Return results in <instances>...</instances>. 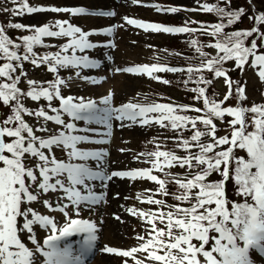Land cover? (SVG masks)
I'll list each match as a JSON object with an SVG mask.
<instances>
[{"label":"snow or ice","instance_id":"snow-or-ice-1","mask_svg":"<svg viewBox=\"0 0 264 264\" xmlns=\"http://www.w3.org/2000/svg\"><path fill=\"white\" fill-rule=\"evenodd\" d=\"M132 2L138 4L141 0ZM13 3L17 4L15 8H6L4 11L13 15H23L25 11L70 13L72 16L89 13V9L85 7L29 6L27 0H19V3L13 0ZM154 7L158 11L171 13L181 11L179 7ZM201 10L215 12L221 17V22L202 25L200 29H196L187 24L166 26L128 17L124 19L130 25L154 32L191 34L200 31L216 37L215 43L210 46L217 50V55L203 60L199 68L189 67L186 70L191 79L194 71L200 72L206 68L215 77L224 78L228 85L229 92L223 100L210 98L206 91L212 81L201 75L196 81L197 87L192 91L196 93V100H202L203 108L171 103L133 102L116 107L112 103V93L101 97L99 101L64 96L61 88L66 86L67 81L59 77V69L100 66L98 60L90 59L87 55H77V52L84 53L86 49L98 46L89 40L93 32L84 31L68 20H55L42 26L20 23L0 25V60L4 61L0 64V78L3 79L0 82V102L10 108V114L0 121V264H85L87 254L98 238L94 222L70 218L66 210L68 204L59 201L54 210L69 217L62 226H58L52 217L40 214L29 206L22 208V205L37 202L43 194L49 192L58 195L63 193V197L67 198L78 215L83 205H96L104 199L102 194H96L91 182L99 180L103 184L113 177L146 178L154 181L158 185L157 192L162 196L169 194L167 185L172 182L177 188L172 193L173 198L180 203L166 205L163 199H155L153 195L146 196L147 203L161 207L148 212L128 209L133 216L146 218L150 226L146 236L137 237L140 241L138 247L129 250L106 247L105 252L132 257L134 264H255L250 255V250L253 249L264 256V104H253L251 107H246L243 103L234 107L224 104L232 96L233 87L224 68L226 61L234 60L236 66L243 69L251 57L252 66L260 67L259 76L264 80V50L257 51L256 39L250 41V46L245 43L256 33L261 41L260 47L264 49V32L256 27L251 30L224 32L227 25L241 19L244 9L230 10L218 4H203ZM93 14L109 17L116 15L114 11ZM252 18L257 24L264 23V12ZM6 27L25 29L31 34L19 37L17 43L6 34ZM114 30V27H105L99 32L111 36ZM44 37L68 39L59 46L58 51L39 55L34 51L35 46L53 47L43 43ZM190 43L201 56L207 57L208 54L202 51L205 45L197 39H192ZM107 46L114 45L109 41ZM26 61L35 67L46 66L48 71L57 74L56 79L44 83L28 79V90L23 91L18 83L22 76H26L23 68ZM123 71L152 76L155 72L184 70L153 64L129 67ZM91 82L97 81L92 79ZM162 82L170 83L168 80ZM184 83L187 84L188 81ZM201 84L205 86H200ZM235 91L234 98L246 100L244 88L238 81ZM27 98L32 101L43 98L48 102L47 109L39 107L32 110L26 107L24 101ZM54 100L59 101V107L52 106ZM49 110L52 114H49ZM189 111L196 114H181ZM24 114L34 116L37 121L42 119L44 124L35 128L24 120ZM65 116L69 119L65 120ZM226 116L231 117L227 121L228 132L218 136L215 121H224ZM125 120L138 122L141 126L154 122L162 128H171L179 133L176 147L183 149L185 155L160 150L157 145L156 150L140 154L148 158L151 168L109 173L100 163L105 155L103 150L91 151L78 147L79 144L88 142H109L106 138L111 137L112 122L120 121L123 127ZM78 121H83L85 126L78 127ZM47 122H54L60 128L48 134ZM92 124L102 125L106 130L100 132L89 126ZM185 131H190L191 134L185 136ZM37 132L47 135H37ZM97 136L100 139L94 138ZM56 149L67 152V161L56 157ZM239 152H244L245 155H239ZM28 158L35 160L34 165L25 163ZM89 160L97 162L95 169L89 166ZM176 166L186 168V175L180 177L173 175L171 171L165 172V168L170 170ZM154 169L164 172V178L154 175ZM214 173L221 179L210 181L209 177ZM229 179L234 183V195L238 200L227 197L226 182ZM42 203L52 208L48 199H44ZM184 203L187 206H182ZM164 207L168 210L164 211ZM18 217H22V224L18 225ZM34 226L48 230L49 234L43 244L36 238ZM25 231L34 248L22 241L21 234ZM73 233H87L84 246L78 252L70 244L63 243V238ZM138 252L145 254L144 259L136 257Z\"/></svg>","mask_w":264,"mask_h":264},{"label":"rangeland","instance_id":"rangeland-1","mask_svg":"<svg viewBox=\"0 0 264 264\" xmlns=\"http://www.w3.org/2000/svg\"><path fill=\"white\" fill-rule=\"evenodd\" d=\"M150 1V4L157 5V1H164L167 3H173L176 5H186V6H199L202 0H141L140 3H133L132 0H123L119 4L113 0H32L29 6H42V7H87V8H112L116 9V20L121 22L122 28L119 31V37L117 39L119 42L113 47H101L97 51L90 49L89 54L94 55L99 58L101 69H95L94 67H89V70L84 71L82 75H77V72L70 70V79H68V95L74 97H85V98H96L102 94H108L109 92L115 97L117 104H126L128 102H145L152 101L156 99H164L166 95H171L178 99L185 101L183 97L185 95L181 92L180 85L176 84L177 77H175V82L173 86L170 83H163L161 74L155 72L152 76L147 73H141V75L130 72H115L116 68H120L131 64H143L148 63L149 66L155 64L157 60L165 57L164 46L170 47L174 45L180 46V38L172 37L163 32H154L152 30H142L133 29L129 25H124V18L127 15H133L138 18H154L167 20L166 14L157 15V9L148 8L146 2ZM236 9H244V13L237 24L230 25V32L236 30H251L253 27L259 29L260 32H264V23L257 24L252 18L256 15L262 13L260 10H264V0H236ZM13 9L9 0H0V15L4 16L6 21H13L14 23H20L23 25H43L45 23H51L55 20H68L82 28L84 31H88L94 26L108 25L114 19H97L88 17L87 14L80 16H72L70 13H53V12H37V13H27L24 12L23 15H13L10 12L4 11V9ZM173 17L180 19L185 17L181 13H172ZM162 17V18H161ZM214 19V18H213ZM215 20V19H214ZM103 21V22H102ZM19 29H16V32ZM203 36L202 34H199ZM255 35V37H254ZM253 39L257 40L258 48L257 51H262L260 47L261 41L256 33L253 34ZM65 37L52 38L44 37V40L57 41L63 44ZM251 37L245 41L246 46H250ZM103 43V41H99ZM208 49H212L211 46L206 47V52L208 55L205 58H200L202 62L208 57H214L210 54ZM92 50V51H91ZM213 51H215L213 49ZM79 54V52H77ZM217 55V54H216ZM215 55V56H216ZM198 63V62H197ZM235 61H226L224 67L227 69L228 78L233 82L232 96L224 102L225 106H236L238 103H243L246 107H251L253 104H258L263 102L264 99V80L259 76L260 67L252 66L251 62L249 66L246 63L243 67H235ZM26 76L24 81L27 82L28 79L37 80L46 76L48 71L44 67H26L24 68ZM87 74L92 75L87 79V81L82 80V76H87ZM154 77H159L156 79ZM173 78V75H169V78ZM92 79H95L99 85L92 83ZM98 79V80H97ZM207 79L211 80L212 83L208 92L215 94L216 97L224 99V96L228 94L229 88L225 83L224 78H217L214 74H208ZM240 82L241 86L244 88V94L246 100L240 101L236 96L235 84ZM0 82L3 79L0 78ZM188 91V89H187ZM189 93V91H188ZM196 94V93H194ZM191 95V94H190ZM29 101V99H28ZM140 101V102H139ZM194 101L196 99L194 98ZM10 108L0 102V119L4 120L10 113ZM154 115V114H149ZM231 117L226 116L224 121H219L217 123V135L222 136L228 132L227 121ZM124 126L121 127V122L117 121V125L114 128L113 133L110 138H106L109 142H105L102 146L105 155L100 163L104 166L105 170L109 173L114 171H119L122 169H142L151 168L152 165L148 162L146 156L140 155L141 153H147L144 150L152 149V143L159 136L162 135L163 128L156 123L150 125L141 126L138 122L133 123L131 121L125 120ZM44 124L41 119L37 121L34 118L31 122V126L35 128L40 127ZM47 128L51 134L57 131L60 126L56 125L54 122H47ZM93 128H99L95 124ZM103 132L102 128L98 129ZM250 130V128H249ZM38 134L47 135L45 133L37 132ZM92 135V134H90ZM98 137V136H97ZM94 137V138H97ZM95 142H88L79 144L78 147L82 149H89L96 146ZM163 146L170 148H177L176 143L169 145V140L162 143ZM156 148V147H155ZM153 148V149H155ZM61 149H56L54 154L58 155ZM184 152V151H183ZM244 152H239V155H244ZM67 161V152L64 151L63 157L59 158ZM35 161V160H34ZM79 162V161H77ZM89 166L94 169L97 166L96 161L89 160L87 162ZM171 171L172 174H177L183 176L187 173L186 168H180L178 166L171 168L170 170L165 168V172ZM153 174L158 177L164 178V172L159 170H153ZM221 177L218 174H213L210 177V181L219 180ZM123 181V191L118 190L117 182ZM230 182L233 183L231 180ZM94 185V191L97 195H103L104 199L96 205H83L80 208L79 214L77 215L76 209L68 202L66 197H63V193L59 195L56 193H46L43 194L39 201L31 202L29 205H22V208L29 206L36 210L38 213L43 215H48L52 217L55 221L63 223L69 217L72 219H82L90 218L95 219L99 224L104 225L102 231L103 241L105 246L116 248L118 250H129V248L136 246L140 241L137 239L138 236H146L147 232L150 230V226L146 218H141L139 216H133L128 209L135 208L145 212L156 211L161 206L149 204L146 202V196L153 195L155 199H163L166 205H173L178 203L173 196L169 195L171 192L176 190V187H168L169 194L167 196H162L157 192L158 185L151 180L146 178H136L131 179L127 177H113L111 180L104 181L103 184L99 181H92ZM234 184V183H233ZM107 186L108 188H105ZM97 187H100L98 189ZM104 187V188H103ZM226 189L228 191V198L238 200L239 198L234 195V185L233 189L226 182ZM83 193V190H82ZM61 197L63 199L61 200ZM139 197V198H138ZM48 199L52 204V208L45 206L42 201ZM68 204L67 211L69 217L63 216V213L54 210L58 207L57 202ZM167 207H164V211H167ZM56 211V212H54ZM118 217V218H117ZM31 218V217H29ZM18 219V218H17ZM111 222L118 224L120 232L118 233ZM23 223L22 217L18 219V225ZM34 232L36 238L40 241L43 234V230L38 226H34ZM29 234L25 231L21 234L22 238H25L27 244L30 248H34L32 242L28 239ZM29 241V242H28ZM104 255V254H103ZM103 255H99L91 264H130V257H122L118 254L105 253V255L111 256V258H104Z\"/></svg>","mask_w":264,"mask_h":264},{"label":"trees","instance_id":"trees-1","mask_svg":"<svg viewBox=\"0 0 264 264\" xmlns=\"http://www.w3.org/2000/svg\"><path fill=\"white\" fill-rule=\"evenodd\" d=\"M251 39H253V36L251 37ZM180 40V39H179ZM186 45V47H188V48H190V49H194V46H192L191 45V43L190 44H185ZM170 49L171 50H173V53H172V55H171V58H173V59H180V57L176 54V52H181V51H183V49H184V42L183 41H181L180 40V46L179 45H174V46H170ZM196 49V48H195ZM210 70H205V71H200V72H193L192 74H191V79H189V73L188 72H186V73H182L181 75H180V78H179V80H176V84H178V85H180V87H181V89L182 90H185V88L186 89H188L190 92H191V90L193 89V88H196L197 87V83H196V81L199 79V77L202 75L206 80H207V75L208 74H210L211 75V73H213V72H211ZM17 74H18V72H17ZM214 74V73H213ZM183 81H188V83L187 84H185L184 83V85L182 84V82ZM183 85V86H181V84ZM201 85H203V84H201ZM200 85V86H201ZM203 86H205V85H203ZM28 89H26L25 91H27ZM209 90V88H207V91ZM183 92V91H182ZM183 94L185 95V93L183 92Z\"/></svg>","mask_w":264,"mask_h":264},{"label":"bare ground","instance_id":"bare-ground-1","mask_svg":"<svg viewBox=\"0 0 264 264\" xmlns=\"http://www.w3.org/2000/svg\"><path fill=\"white\" fill-rule=\"evenodd\" d=\"M122 182L123 181L117 182V184L115 185V186L118 187L117 189L120 190V191H123V186L124 185L122 184ZM111 224L114 226L115 230L119 233L121 227H119L118 224L115 223V222H111ZM103 257L106 258V259L107 258H111V256H108V255H103Z\"/></svg>","mask_w":264,"mask_h":264}]
</instances>
